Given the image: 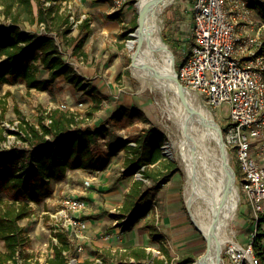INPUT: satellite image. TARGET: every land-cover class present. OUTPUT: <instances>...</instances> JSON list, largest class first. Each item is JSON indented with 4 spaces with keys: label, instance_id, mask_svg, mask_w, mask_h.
Here are the masks:
<instances>
[{
    "label": "rangeland",
    "instance_id": "1",
    "mask_svg": "<svg viewBox=\"0 0 264 264\" xmlns=\"http://www.w3.org/2000/svg\"><path fill=\"white\" fill-rule=\"evenodd\" d=\"M6 1L10 0H0V25H7L12 22V16L8 15L3 8ZM130 1H126L120 7L124 9V6L129 4V11L122 13L119 23L120 29L114 33V39L106 42V44L104 37H97L91 23H89V35L84 40L79 52L83 55L81 59L79 58L81 54L78 56L72 55V48L67 46L70 37L76 36L77 39H81L87 33V29H84L81 33L79 32L76 20L83 15L87 16L88 19L90 18L89 10H84L88 5V1H64L63 5L66 10L75 17V22L72 20V32L65 38V44L62 43L64 56L73 63L78 72L86 78V81L103 93L102 108L95 113L93 118L86 119L84 122L81 121L82 118L86 117L85 113L89 111L92 99L82 91H77L63 77L48 83L45 89H29L22 79L2 83L0 85V149H28L29 144L24 140L25 134L20 126L23 118L35 122L40 115L46 114L49 110L57 107L76 114L77 121L81 122V126H86V123H88L92 126L103 125L109 127V135L104 145L106 149L113 148L115 145L136 136L143 128L154 125L163 131L167 137L163 146L164 156L168 160L175 161L181 169V172L177 174V182L174 185L170 184L169 181L162 188L152 190L146 199V202L150 204L146 216L133 220L124 229H119L122 222L121 218L124 216L118 218L113 216L119 212V207L122 204L118 201H123L124 194L133 180L142 179V175H125L123 171V169H126L125 152L123 149L116 152L110 158L109 169L94 179L95 183H99L103 187L102 191L97 193L95 190V195L103 191L106 194H99L94 201L89 200L92 210L99 209V217H97L96 222L90 223L88 230L85 232L90 235V238L84 244L82 253H75L73 245L71 251L78 258L80 264H86V261H92L96 257H101L106 264L132 262V260L135 261V258L131 256L129 250L133 247H145L150 253V258L142 260L147 264L152 263L154 258L165 259V264H182L185 261V264H192L205 252L207 242L202 232L195 226L186 202L187 173L185 165L178 155L177 142L180 138L176 137L174 122L169 117L170 104L168 98H172L173 91L162 88L155 89L149 86L141 89L139 79L131 71L132 55L127 43L132 38V32L138 26L139 13L138 0ZM32 3L34 11L37 13L36 1L33 0ZM53 4H50V1H45L46 7ZM193 14V0H173L162 13L161 36L174 54L175 65L181 63L191 50L194 41ZM253 17L256 19L257 24L262 20V14L258 11L254 12ZM20 25L23 29L31 30L34 33H38L41 28H44L48 33L57 36L60 42L63 41L62 36L59 34L60 31L47 22L38 21L32 24L25 19H21ZM38 77L48 78L47 71L40 70ZM199 95L204 106L211 111L215 120L224 130V134L227 133L231 123L229 106L224 103L214 107L208 103L204 94L199 93ZM122 106L141 108L145 111L148 120L138 121L126 128L113 126L112 118ZM2 132L5 138H1ZM172 138L175 143L169 144ZM169 151H171V154ZM228 151H231L229 146ZM230 163L235 170L239 168L234 155L230 158ZM89 175L85 174V176ZM82 176L84 175L72 176L71 179L77 182ZM62 182L63 184L58 185L57 188L54 187L52 195L48 198L50 203L48 207L44 208L42 203L33 204L31 216L20 222L31 237L26 251L33 255L34 260L42 263L50 257L53 247L51 240L53 234L49 223L50 213L57 208L65 195L79 194L78 191L82 190V188H77L78 183L73 185L67 183L65 179ZM146 182L148 185L153 183L150 180H146ZM107 192L109 193L107 194ZM238 192L237 216L231 224L229 234L246 250H248L249 245H252L250 253L257 257L254 250V241L259 237V233H263L262 238L258 241L264 249V222L259 228L260 219L256 221L254 209L247 200L245 192L241 189H238ZM92 210L90 214L83 213L82 217L87 221L93 220ZM263 212L264 210L260 213V217ZM116 219L121 222L118 221L114 224ZM150 221L158 228V231L163 233L165 237L163 242L150 239L149 228L147 227V223ZM93 226L96 229H93ZM162 245L169 249V260L162 252ZM232 247L233 245L228 243L221 253L224 264H250L247 259L248 256L240 249L235 250L237 261L231 249ZM0 249H4L3 241H0ZM233 259L236 261H233ZM19 260L20 263L23 262L22 259Z\"/></svg>",
    "mask_w": 264,
    "mask_h": 264
},
{
    "label": "trees",
    "instance_id": "2",
    "mask_svg": "<svg viewBox=\"0 0 264 264\" xmlns=\"http://www.w3.org/2000/svg\"><path fill=\"white\" fill-rule=\"evenodd\" d=\"M35 1L38 6L37 13L34 11L33 0L4 2V11L12 16V23L7 27L0 26V85L22 79L29 89H45L48 83L63 77L77 91L91 97L92 105L81 121L91 119L102 108L104 96L97 87L86 81L64 56L62 43L65 44V38L72 32V14L64 7L65 0ZM45 1L54 4L46 7ZM256 6L264 16V5ZM21 19L32 24L39 21L53 25L60 31L63 41H58L53 35H38L31 30H24L20 25ZM89 23L88 18L78 23L80 33L87 29V33L81 39H77L76 36L70 37L67 47L72 48L74 56L81 54L79 52L84 40L89 35ZM40 70L47 71L48 78H39ZM147 120L146 113L141 108L122 106L114 114L112 123L118 128H126L138 121ZM80 123L76 114L59 107L40 115L35 122L23 118L20 126L29 148L0 149V241L4 243V249H0V264H19V259L23 260V264H40L26 251L31 237L20 222L31 216L33 212L31 203H42L53 192L56 183L64 179L69 171L102 170L109 164L111 156L123 149L125 175L133 176L137 172L142 175V179L133 180L124 194L119 212L113 215L116 218L129 215L128 226L133 220L146 216L150 206L146 199L151 191L162 188L171 176L181 172L175 161L164 156L163 146L167 137L154 125L143 128L131 139L106 149L104 145L109 135V127L92 126L88 123L81 126ZM1 138H5L3 132ZM131 141L135 144H131ZM236 176L238 178V175ZM146 180L152 181V185H148ZM152 221L147 223L150 239L163 242L165 238L163 233L158 231ZM263 222L264 212L258 223L259 228ZM262 234L259 233V237L254 241L259 264H264V249L258 241ZM58 238L59 243L55 246L54 253L43 264H68L63 253L68 247L67 237L59 233ZM129 251L135 261L120 264H147L142 260L151 257L145 247H133ZM162 252L169 260V249L165 245H162ZM185 263L186 261L182 264ZM86 264L106 262L102 259L101 263L92 260L86 261ZM150 264H165V259L154 258Z\"/></svg>",
    "mask_w": 264,
    "mask_h": 264
},
{
    "label": "built area",
    "instance_id": "3",
    "mask_svg": "<svg viewBox=\"0 0 264 264\" xmlns=\"http://www.w3.org/2000/svg\"><path fill=\"white\" fill-rule=\"evenodd\" d=\"M126 1L113 0L118 8ZM257 4L264 5V0H193L194 41L188 56L178 63L176 70L186 88L204 94L210 105L216 107L226 103L229 106L231 123L225 133L227 148L229 146L231 150L228 151L229 157L234 155L238 161L240 170H235L238 189L245 192L255 219L259 221L264 210V16L257 24L253 17L258 11ZM86 18L85 15L78 18L76 25ZM71 20L75 22L73 14ZM11 23L0 26L7 27ZM37 34L53 35L44 28ZM67 61L73 64L69 59ZM93 179V176L85 178L83 192L65 195L50 213L53 234L50 256L59 243L58 234L63 233L67 237L68 247L63 253L68 264H80L71 251L72 245L75 253H82L90 238L85 233L89 223L82 214L89 206L87 193ZM118 221H122L119 229L126 228L129 215L122 217L121 221L116 219L114 224ZM231 249L234 256L235 250L240 249L245 254L248 252L250 264L259 263L258 258L250 253L252 245L248 250L242 245ZM235 259L238 261L236 256ZM94 260L102 262L101 257Z\"/></svg>",
    "mask_w": 264,
    "mask_h": 264
},
{
    "label": "bare ground",
    "instance_id": "4",
    "mask_svg": "<svg viewBox=\"0 0 264 264\" xmlns=\"http://www.w3.org/2000/svg\"><path fill=\"white\" fill-rule=\"evenodd\" d=\"M172 1L138 0V12L146 5H149V10L141 27H136L127 43L134 58L131 71L139 79L141 89L149 86L173 91L172 98H168L169 117L174 122L176 137L180 138L177 150L187 173L186 202L195 226L207 242L205 252L192 264H224L221 255L224 247L231 243L234 248H240L241 244L229 234L237 216L239 192L234 187L225 198L226 175L222 166L219 138L216 130L203 120L206 116L213 123L220 124L204 106L198 92L186 89L190 106L198 112L194 114L174 92V84L155 77L153 71L156 67L166 72L174 62V54L161 36L162 13ZM172 143H175L173 138L169 144Z\"/></svg>",
    "mask_w": 264,
    "mask_h": 264
},
{
    "label": "crops",
    "instance_id": "5",
    "mask_svg": "<svg viewBox=\"0 0 264 264\" xmlns=\"http://www.w3.org/2000/svg\"><path fill=\"white\" fill-rule=\"evenodd\" d=\"M87 1H88V5L89 6L87 5L86 8H84V10H89V17H90L89 18V22L92 25V29H93L94 33L97 34V37H99V38H101V37L103 38L104 37V39L106 40L105 41V44H106V42L111 41V39H114V33L118 32V30L120 29L119 28V23H120V19L122 18V13H125V11H129V9H128L129 8V4L124 6V9L123 8L121 9L120 7L118 8V7H116L114 5L113 0H85V2H87ZM89 1H90V4H89ZM90 70H91V68H90ZM109 164H110V162H109ZM109 164L102 170L74 169V170L69 171L67 176L64 179H65V181H67V183H72L73 185H76L78 183L77 184V186H78L77 188H79V189L82 188L83 189V187H82L83 181L85 180V178L88 177V176H85V174L86 175L90 174L89 176H93V178L95 179V178L99 177V174H103L104 172H106L109 169ZM177 174H178V172L170 177V179H169L170 184H174L175 185V182H177V180H178V175ZM79 175H84V176H82V178H80L79 181L74 182L71 179L72 176L73 177H75V176L78 177ZM64 179H62L58 183H56V185H55L56 188H57L58 185L63 184L62 181ZM94 179H93V185L90 188V190H88V193H87L88 201L89 200H93L94 201V199H96L99 194H106V192L103 191V192H99V194L95 195V190H96V193H97L98 191H102L103 187H102L101 184L95 183ZM78 192L81 194V192H83V191L81 190V191H78ZM52 193L50 195H48L47 198L42 202L44 208H46V207H48L50 205V203L48 201L49 200L48 198L52 195ZM108 193L109 192H107V194ZM118 202L121 203L122 201L120 200ZM31 204L33 205L35 203H31ZM38 204H40V203H38ZM91 210L92 209H91L90 201H89L88 209L85 212L90 214ZM98 211H99L98 208H95V210H92V214H93V217L95 219L93 218V220L92 219L89 220V221H92V222L88 221L89 226H90V223H93V221L96 222L97 217H99L98 216V214H99ZM93 229H96V227L93 226Z\"/></svg>",
    "mask_w": 264,
    "mask_h": 264
},
{
    "label": "water",
    "instance_id": "6",
    "mask_svg": "<svg viewBox=\"0 0 264 264\" xmlns=\"http://www.w3.org/2000/svg\"><path fill=\"white\" fill-rule=\"evenodd\" d=\"M162 1V0H161ZM149 10V5H146L144 7V9L141 12H138V26L141 27L146 13ZM163 48H161L160 50H162ZM134 58H132V62H131V66L134 65ZM154 70V75L157 78L163 79V80H169V82H172V84H174V92L177 93L179 99L181 100V102L184 104V106L191 112V113H198L197 111H194V109H192V107L190 106V103L186 97V86L180 81L178 75H177V70H176V65H175V57H174V62L171 63V67L169 70H167L166 72H163L162 70L158 69V68H153ZM204 123L210 124V126L216 130L218 138H219V150H220V154L222 157V166L223 169L225 170V175H226V190H225V198L227 197L228 193L230 192V189L237 187V183H236V171L235 168L231 165V163L229 164L228 160H230L229 157V152H228V148H227V144H226V140H225V134H224V130L221 128V126H219L217 123H213L212 120L208 119L206 116L204 117L203 120ZM190 211V210H189ZM191 214V212H190Z\"/></svg>",
    "mask_w": 264,
    "mask_h": 264
}]
</instances>
